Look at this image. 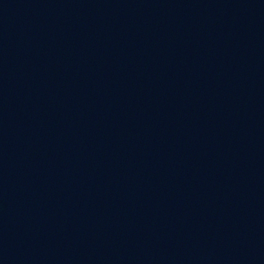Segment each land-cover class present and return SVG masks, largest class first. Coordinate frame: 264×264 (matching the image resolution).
Listing matches in <instances>:
<instances>
[{
	"label": "water",
	"instance_id": "obj_1",
	"mask_svg": "<svg viewBox=\"0 0 264 264\" xmlns=\"http://www.w3.org/2000/svg\"><path fill=\"white\" fill-rule=\"evenodd\" d=\"M0 264H264V0H0Z\"/></svg>",
	"mask_w": 264,
	"mask_h": 264
}]
</instances>
